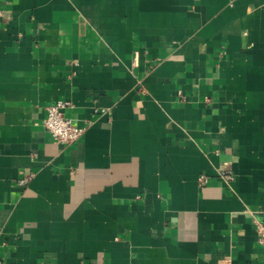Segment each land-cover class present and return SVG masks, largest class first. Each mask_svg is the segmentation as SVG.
Returning a JSON list of instances; mask_svg holds the SVG:
<instances>
[{
	"label": "crops",
	"instance_id": "crops-1",
	"mask_svg": "<svg viewBox=\"0 0 264 264\" xmlns=\"http://www.w3.org/2000/svg\"><path fill=\"white\" fill-rule=\"evenodd\" d=\"M257 222L264 0H0V264H264Z\"/></svg>",
	"mask_w": 264,
	"mask_h": 264
},
{
	"label": "built area",
	"instance_id": "built-area-1",
	"mask_svg": "<svg viewBox=\"0 0 264 264\" xmlns=\"http://www.w3.org/2000/svg\"><path fill=\"white\" fill-rule=\"evenodd\" d=\"M71 106L69 101H58L47 109V116L44 121V127L52 137L53 141L63 145H72L76 143L85 133L84 127L76 126L73 121L65 115V110ZM219 176L227 181L233 180L232 172L227 165L219 170ZM27 179L19 181L20 186H25ZM208 183V177L203 175L199 178L201 186ZM257 242L264 247V224L256 223Z\"/></svg>",
	"mask_w": 264,
	"mask_h": 264
}]
</instances>
